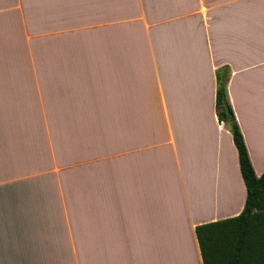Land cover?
Here are the masks:
<instances>
[{"label":"crops","instance_id":"0c3cea01","mask_svg":"<svg viewBox=\"0 0 264 264\" xmlns=\"http://www.w3.org/2000/svg\"><path fill=\"white\" fill-rule=\"evenodd\" d=\"M222 66L260 176L264 0H0V264H203L247 197Z\"/></svg>","mask_w":264,"mask_h":264},{"label":"trees","instance_id":"16d2710c","mask_svg":"<svg viewBox=\"0 0 264 264\" xmlns=\"http://www.w3.org/2000/svg\"><path fill=\"white\" fill-rule=\"evenodd\" d=\"M216 77L217 114L233 134L247 197L239 214L196 225L203 264H264V172L257 175L242 130L226 111L228 105L233 113L227 88L229 66L220 67Z\"/></svg>","mask_w":264,"mask_h":264},{"label":"rangeland","instance_id":"374dc122","mask_svg":"<svg viewBox=\"0 0 264 264\" xmlns=\"http://www.w3.org/2000/svg\"><path fill=\"white\" fill-rule=\"evenodd\" d=\"M172 248H175V249L173 250ZM172 248H170L171 250H170L169 256H174L173 253H175V254L180 253L182 255H186L188 257V259H190L192 255H195V249L190 247L189 245L181 246L180 249L177 248V246L172 247ZM180 254H178V255H180Z\"/></svg>","mask_w":264,"mask_h":264},{"label":"water","instance_id":"95a60500","mask_svg":"<svg viewBox=\"0 0 264 264\" xmlns=\"http://www.w3.org/2000/svg\"><path fill=\"white\" fill-rule=\"evenodd\" d=\"M226 111H227V114L229 116V119L230 120H234L235 119V115L232 113V111L230 110L228 105H226Z\"/></svg>","mask_w":264,"mask_h":264},{"label":"bare ground","instance_id":"6f19581e","mask_svg":"<svg viewBox=\"0 0 264 264\" xmlns=\"http://www.w3.org/2000/svg\"><path fill=\"white\" fill-rule=\"evenodd\" d=\"M173 246H174V245H173ZM168 249H169V250H168ZM172 249L174 250L175 248H172ZM179 249H180V247H179ZM167 250L169 251V252H168V256H169V253H170V250H171V249H170V248H167ZM173 254H174L173 257L175 258V253H173ZM180 257H182V256H180ZM168 259H169V262H170V263L173 262V260H170V256L168 257ZM171 259H172V257H171ZM176 259H177V261L179 260V259H178V256H177ZM176 264H177V262H176ZM178 264H179V262H178Z\"/></svg>","mask_w":264,"mask_h":264}]
</instances>
